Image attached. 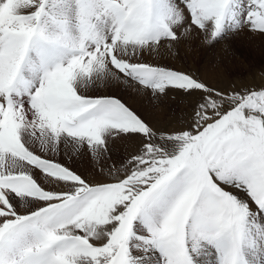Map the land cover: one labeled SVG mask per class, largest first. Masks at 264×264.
<instances>
[{"label": "snow or ice", "instance_id": "6c2138e0", "mask_svg": "<svg viewBox=\"0 0 264 264\" xmlns=\"http://www.w3.org/2000/svg\"><path fill=\"white\" fill-rule=\"evenodd\" d=\"M243 35L264 0H0V264H264V79L171 63Z\"/></svg>", "mask_w": 264, "mask_h": 264}, {"label": "rangeland", "instance_id": "374dc122", "mask_svg": "<svg viewBox=\"0 0 264 264\" xmlns=\"http://www.w3.org/2000/svg\"><path fill=\"white\" fill-rule=\"evenodd\" d=\"M217 44H219L218 50L215 49L217 48L215 47ZM197 45L198 44H192L189 46V49L193 51L192 54L196 56L194 63L197 68L191 67L190 61L185 57V59H183L185 66L183 70L193 72L197 76L202 77V74L200 73L202 72L201 68L205 65L204 63H207L208 60H210L209 63L217 69H224L226 73L232 71V81H230L229 84H213L225 88L233 84L241 85L255 83L264 79V38L243 35L233 40L216 43V45ZM196 52L197 55L195 54ZM178 54L179 53H177V55ZM164 102L165 104H169V106L174 102L177 103L176 105L178 107H186L187 105V101L180 103L178 100H166ZM153 105L158 108L157 104L153 103ZM168 117L169 116L166 115V118ZM117 154L120 153L118 152Z\"/></svg>", "mask_w": 264, "mask_h": 264}, {"label": "bare ground", "instance_id": "6f19581e", "mask_svg": "<svg viewBox=\"0 0 264 264\" xmlns=\"http://www.w3.org/2000/svg\"><path fill=\"white\" fill-rule=\"evenodd\" d=\"M192 44H198L200 46H203V44L200 43L198 40H192L187 44L180 45L179 50H178L179 54L177 55V58H175L171 61V63L175 67L184 69L185 66H184V60L183 59H185V57H186V59L190 61V66L197 68V66L194 63L195 62L194 59L196 58V56L193 55L192 54L193 51H191L189 49V46H191ZM215 47H217L215 49L218 50L219 44H217V46H215ZM195 54L197 55V52ZM209 61L210 60H208L207 63H204L205 65H203V68H201V70H202V72H200L202 74L201 78L208 81L209 83L215 84V85L220 84V83H221V85L229 84L230 81H232V71H228L226 73L224 71V69H217V68L213 67V65H211L209 63ZM237 81H238V79H237ZM114 92H115V94H118V95L123 94L125 96V98L128 100V102L133 107H135L138 111L146 114L148 116V118L153 120L154 122H169V123L173 122L186 109V107H183V106L178 107L176 105L177 104L176 102H174L171 106H169V104H165L164 101L157 104L158 108H156V107H154L153 103H151L147 98L137 96L135 92L122 91V90H114ZM166 115H168L169 117L166 118ZM86 166H87V161L82 162L81 167H86Z\"/></svg>", "mask_w": 264, "mask_h": 264}]
</instances>
